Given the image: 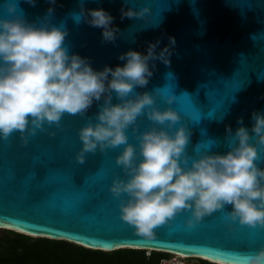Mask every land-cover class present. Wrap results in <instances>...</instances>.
I'll return each instance as SVG.
<instances>
[{
  "label": "water",
  "instance_id": "1",
  "mask_svg": "<svg viewBox=\"0 0 264 264\" xmlns=\"http://www.w3.org/2000/svg\"><path fill=\"white\" fill-rule=\"evenodd\" d=\"M17 13L39 23L48 0L29 5L16 0ZM85 9L103 8L118 28L114 41L101 42L100 29L72 14L78 0H56L47 14L49 24L67 29L64 44L69 53L89 58L91 67L120 65L119 53L144 52L147 43L159 39L157 51L175 38L169 63L154 61L147 84L137 92L159 88L155 104L171 107L191 129L185 147L191 155L209 140V151L227 150L225 126L235 130L237 117L250 127V113L264 112V0H83ZM148 7L141 18H120V8ZM0 0V17H6ZM174 95L171 105L161 96ZM113 103L116 98L113 96ZM97 111L96 102L85 115H62L59 127L43 125L21 145L14 131L0 140V229L32 237L62 240L84 248L111 252L121 248L158 251L203 259L215 264H243L242 256L264 245V229L233 222L226 228L221 211L187 227V211L154 229L153 240L136 236L119 219L118 200L108 192L113 175H120L114 157L122 146L103 153H86L77 163L80 147L76 130ZM137 118L138 131L149 125ZM48 132L54 133L49 136ZM129 142L132 140L130 129ZM264 161V155L261 157ZM260 166L264 167V164ZM230 205L225 206L228 210Z\"/></svg>",
  "mask_w": 264,
  "mask_h": 264
},
{
  "label": "clouds",
  "instance_id": "2",
  "mask_svg": "<svg viewBox=\"0 0 264 264\" xmlns=\"http://www.w3.org/2000/svg\"><path fill=\"white\" fill-rule=\"evenodd\" d=\"M25 2L34 5L36 0ZM55 3L48 0L45 17L37 23L17 13L16 0H2L8 15L0 17V140L15 131L24 145L37 130H46L43 125L59 127L64 114L83 117L96 102L97 111L76 130L80 147L74 160L82 163L86 153L122 146L114 157L121 174L113 175L107 190L119 201V219L136 236L153 240L154 229L181 211L189 213L184 220L187 227L221 211L229 230L233 222L264 229V167L260 166L264 164V112L250 113V127L243 125L241 117L235 130L225 126V152L209 151L214 143L209 140L204 150L199 143L189 155L185 147L191 129L176 110L155 104L159 88L134 90L147 84L154 61L169 63L175 38L168 36V43L158 51L159 39L148 42L144 52L128 49L117 55L122 64L96 70L89 58L69 53L64 44L66 28L47 22ZM119 11L121 19H143L149 8L122 5ZM72 16L77 23L99 28L102 43L114 41L119 31L109 12L100 7L85 9L83 0H78V11ZM174 98L161 96L165 105ZM141 115L150 123L138 131ZM129 129L135 143L129 142ZM150 253L148 249L145 254ZM242 261L264 264V245L244 254Z\"/></svg>",
  "mask_w": 264,
  "mask_h": 264
},
{
  "label": "trees",
  "instance_id": "3",
  "mask_svg": "<svg viewBox=\"0 0 264 264\" xmlns=\"http://www.w3.org/2000/svg\"><path fill=\"white\" fill-rule=\"evenodd\" d=\"M2 238L0 264H160L167 253L121 248L103 252L84 248L62 240L32 238L9 231ZM198 264H215L198 259Z\"/></svg>",
  "mask_w": 264,
  "mask_h": 264
},
{
  "label": "rangeland",
  "instance_id": "4",
  "mask_svg": "<svg viewBox=\"0 0 264 264\" xmlns=\"http://www.w3.org/2000/svg\"><path fill=\"white\" fill-rule=\"evenodd\" d=\"M9 231L10 230H7V229H0V245L2 244V238L3 237L11 235ZM32 238H35V237H32ZM168 255H170V254H168ZM175 257H177V256H175ZM184 262H185V264H198V258H191V257L188 258V257H186L184 259Z\"/></svg>",
  "mask_w": 264,
  "mask_h": 264
},
{
  "label": "built area",
  "instance_id": "5",
  "mask_svg": "<svg viewBox=\"0 0 264 264\" xmlns=\"http://www.w3.org/2000/svg\"><path fill=\"white\" fill-rule=\"evenodd\" d=\"M175 256L177 255H170L165 259H161L160 264H185L184 257L182 256L175 257Z\"/></svg>",
  "mask_w": 264,
  "mask_h": 264
},
{
  "label": "bare ground",
  "instance_id": "6",
  "mask_svg": "<svg viewBox=\"0 0 264 264\" xmlns=\"http://www.w3.org/2000/svg\"><path fill=\"white\" fill-rule=\"evenodd\" d=\"M177 256H183V255H177Z\"/></svg>",
  "mask_w": 264,
  "mask_h": 264
}]
</instances>
